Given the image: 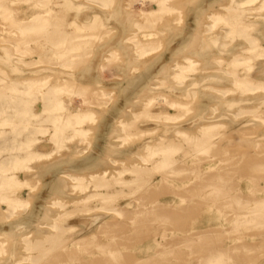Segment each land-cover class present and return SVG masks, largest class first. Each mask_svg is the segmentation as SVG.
<instances>
[{"label":"rangeland","instance_id":"1","mask_svg":"<svg viewBox=\"0 0 264 264\" xmlns=\"http://www.w3.org/2000/svg\"><path fill=\"white\" fill-rule=\"evenodd\" d=\"M12 51L53 98L96 83L0 162V264H264V0H0V99Z\"/></svg>","mask_w":264,"mask_h":264},{"label":"crops","instance_id":"2","mask_svg":"<svg viewBox=\"0 0 264 264\" xmlns=\"http://www.w3.org/2000/svg\"><path fill=\"white\" fill-rule=\"evenodd\" d=\"M19 14H17V19H31L36 14L40 13V10L28 9L27 13L23 12L24 8H17ZM85 20L79 19V23ZM5 53V52H4ZM9 55V56H8ZM2 56L3 58H10L12 64L18 66V72H7L11 76L9 79V84L4 83L3 91L4 95L0 99V162L5 161L8 166H13L16 161V156H23L25 154L26 145L31 144L30 150L35 154H46L53 151L56 146V139L52 137L53 131H51L49 119L45 113L46 108L51 105H56L57 103H62L65 105L72 106L74 103H79V109L84 106H94L87 104L86 99L90 100V95L88 97L83 96V91L87 90L83 85L88 86L93 90L95 88L93 76V68L89 63H80L79 62V97H73L70 102L67 94L61 93L56 95L53 98L51 92L47 91V88H28L27 86L22 85L18 82V79H15L17 76H27L31 77L30 71L35 67L27 68L24 66L25 63H33L43 56L35 55L32 57H26L23 54L12 51L8 52ZM1 68L7 71V67L3 65ZM27 70V71H26ZM29 73V74H27ZM13 83V84H12ZM17 83V84H15ZM15 85V86H14ZM82 85V86H81ZM62 91V90H61ZM82 94V95H81ZM85 100V102H84ZM56 101V104H53ZM110 105L108 104V109L104 112L109 113ZM97 106H95L96 108ZM96 112H99V109H95ZM100 117V115L98 116ZM40 119H43L42 121ZM114 120V119H113ZM102 117L98 119V123L93 125V130L99 133L101 126ZM88 124H85L83 128L86 129ZM63 136V137H62ZM108 135L109 145L114 141V137ZM59 137V138H58ZM57 138L59 143H64L65 140L69 137L66 133L65 135L60 134ZM68 143V141L66 142ZM65 144V143H64ZM79 145V141L77 142ZM86 148V147H85ZM44 163L40 165L47 166L50 165L48 160H43ZM11 164V165H10ZM34 165V164H33ZM35 166V165H34ZM24 174L21 171H16V175L20 178V175Z\"/></svg>","mask_w":264,"mask_h":264}]
</instances>
